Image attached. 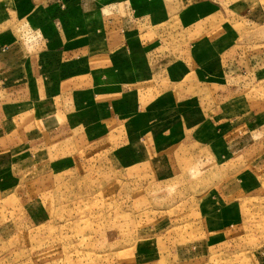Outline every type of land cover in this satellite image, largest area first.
Segmentation results:
<instances>
[{
  "label": "crops",
  "instance_id": "1",
  "mask_svg": "<svg viewBox=\"0 0 264 264\" xmlns=\"http://www.w3.org/2000/svg\"><path fill=\"white\" fill-rule=\"evenodd\" d=\"M7 3L0 194L20 172L82 175L97 152L143 192L130 206L191 198L196 236L174 259L239 246L235 205L264 189V106L245 97L264 81V0Z\"/></svg>",
  "mask_w": 264,
  "mask_h": 264
},
{
  "label": "rangeland",
  "instance_id": "2",
  "mask_svg": "<svg viewBox=\"0 0 264 264\" xmlns=\"http://www.w3.org/2000/svg\"><path fill=\"white\" fill-rule=\"evenodd\" d=\"M9 18L7 0H0V22ZM245 97L264 106V81ZM100 154L90 153L76 177L16 174V187L0 194V264H264V189L235 205L248 225L239 246L231 242L195 259H187V251L184 259H174V245L196 236L191 198L175 193L178 203L159 211L130 206L126 199L138 200L143 192L135 188L124 195L121 175Z\"/></svg>",
  "mask_w": 264,
  "mask_h": 264
}]
</instances>
